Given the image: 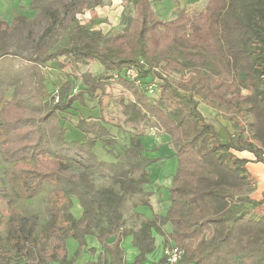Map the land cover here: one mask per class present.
Instances as JSON below:
<instances>
[{"label":"trees","instance_id":"obj_1","mask_svg":"<svg viewBox=\"0 0 264 264\" xmlns=\"http://www.w3.org/2000/svg\"><path fill=\"white\" fill-rule=\"evenodd\" d=\"M126 1L122 30L105 47L101 32L78 19L102 0H32V20L17 16L11 27L0 22V58L21 56L37 66L53 62L82 85L73 91L66 80L55 104L40 76L19 77L8 99L0 88V158L10 165L27 199L45 186L50 189L44 225L36 215L10 213L7 234L0 239V264H74L82 252L95 254L96 248H87V238L100 246L96 261L89 264H126L121 243L128 236L138 250L132 264H142L154 249L153 232L180 252L176 264H264V218L250 213L264 199L247 196L242 169L247 160L229 163L227 158L230 150L246 151L264 165V0H206L204 9L193 15L175 7L165 21L156 16L151 0ZM7 37L29 46L4 47ZM140 61L168 75L161 78L156 97L120 81L133 101L120 102L119 117H110L117 131H130L128 144L112 150L118 142L104 117L80 119L75 129L87 140L66 142L57 115L75 103L101 104L108 74ZM89 63L103 72L80 73V65ZM142 68L146 77L149 70ZM199 101L225 111L242 108L250 119L251 138L262 148L237 134L222 142L200 113ZM151 119L169 137L176 160L170 205L165 215L152 220L134 214L131 224L139 227L130 228L123 213L125 196H148L144 186L158 161L144 154L142 143L147 125L141 128V123ZM96 143L114 160L98 158ZM101 177L120 192L97 186ZM75 206L81 209L79 217L71 212ZM165 225L170 226L167 234ZM70 239L76 244L71 256Z\"/></svg>","mask_w":264,"mask_h":264},{"label":"rangeland","instance_id":"obj_2","mask_svg":"<svg viewBox=\"0 0 264 264\" xmlns=\"http://www.w3.org/2000/svg\"><path fill=\"white\" fill-rule=\"evenodd\" d=\"M31 1L32 0H0V22H3L11 27L13 25L14 18L17 16H25L27 19L32 20L36 14L35 12L28 10V6ZM90 1L93 2L94 0ZM151 1L153 3V10L156 16L164 21L172 18L173 9L175 7L184 9L189 15H193L194 12L201 11L206 6V0ZM128 8L129 5H127L126 0H102L101 4L90 10H86L78 16V19L83 24H89L93 30L101 32L104 39L101 43V47H105L110 37L114 33L122 30L120 15L128 10ZM2 44L4 47L23 48L22 50L29 46V42L26 41L19 43L18 40L13 37L5 38ZM1 52L2 50L0 49V53ZM24 55H27L25 51ZM122 70L123 69H120L108 74V79L106 81V94L105 96H101V104L97 102H88L86 103V107H83L75 103L73 109L57 115L59 125L63 126L66 130V142L87 140L84 134L75 129V126L80 119L99 120L101 117H104L109 122L106 124V128L109 129L110 134L115 136L118 142V145H116L115 148H112V150L114 149L115 151H120L122 147L128 144L130 131L128 129L125 132L117 131L116 120L110 117V115L119 117L120 102L123 101L126 103L128 101H133L132 95L123 87L120 81L131 84L133 87L134 85L127 79L120 76V73H123ZM79 72H90L93 75H98L103 72V69L97 63H89L88 65H80ZM26 74L40 76L43 79V84L46 87V91L53 99V104L57 103L58 91L66 80L69 79L71 81V88L73 91H77L82 87L79 80L68 78L53 62H50L46 66H37L32 65L21 56L9 54L0 58V88L6 99L12 96L14 82L18 80L19 77ZM136 89L143 93L141 89ZM55 97L57 98L56 102ZM195 100H199V98L195 97ZM198 106L202 107V101H199ZM209 109L212 110V112H210L208 117L210 120H215L214 122H217V126L215 125L216 127H219L218 122L220 124H228V130H225V128H221V130H219L222 135V139L219 138L220 140L226 139L227 141V139L231 136L229 131L233 132L235 135L237 134L241 136L243 139L251 140V135L247 128L250 119L246 116L242 108L225 111L212 104ZM217 110L220 112H217ZM145 125H147L146 130H144L145 136L142 138V143L145 148L144 154L151 157H160L158 161L159 163L157 162L151 172V176L155 178L152 181V184L153 186L158 187L159 191L163 190V192H166L168 179L162 177L161 182L163 181L164 183L159 184L158 180L160 178V174L158 169L162 163H164L161 168L162 174H168L172 170V166L174 164L172 160L174 158L171 160L170 157H173V150L171 144L167 142V139L164 136L165 134L162 133L161 129L152 119L146 123H141V128ZM252 142L254 143L253 140ZM95 146L93 147V151L97 154V157L98 155L102 156L103 151L101 150V145L96 143ZM112 160L114 159L112 158ZM96 184L101 187H112L114 190L120 192L118 187L115 186L108 178L101 177L96 180ZM49 190V187L45 186L34 198L27 199L25 189L11 176L10 165L2 162L0 158V239L4 238L7 234L8 219L13 210L20 211L24 214L36 215L40 225H44L47 222L48 215L45 209L48 204ZM125 197L126 203L123 213L128 218V224H130L132 222V217H134V213L132 211L141 203L139 199H141L142 196L126 195ZM71 212L76 215V213H74L75 210H72ZM71 243L75 244L71 239L67 241L68 246L71 245Z\"/></svg>","mask_w":264,"mask_h":264},{"label":"crops","instance_id":"obj_3","mask_svg":"<svg viewBox=\"0 0 264 264\" xmlns=\"http://www.w3.org/2000/svg\"><path fill=\"white\" fill-rule=\"evenodd\" d=\"M210 105H212V104L207 103V102H203L202 107L198 106V109H199L200 113L202 114V116L205 118V120L209 121L214 126L218 137L220 139H222L221 138L222 135H221L219 130H221V128H225V130H228V126H227L228 124L227 123L226 124H222V123L220 124L218 122L219 127H216L217 122H214L215 120H210V118L208 117L210 112H212V110L209 109ZM203 109H204V111H203ZM217 112H220V111L217 110ZM213 117H214V114H213ZM229 134L233 135V132L229 131ZM164 136L166 137L167 142L170 143L169 137L166 135H164ZM250 139L251 140H248V139H245V140L251 142L256 148H262L261 144L258 141H255L252 138H250ZM252 140L254 141V143L252 142ZM221 141L224 142V141H226V139L221 140ZM262 153H263V157H264V149H262ZM100 158H102V160H104V161L112 160V157L107 156L104 153V151L102 153V156H100ZM149 158L157 159L158 161L160 159V157L158 158V156H152V157L149 156ZM173 158L174 157H172V158L170 157L171 160ZM227 158L229 159V163H233L236 159L247 160V163L242 167V169L244 170L243 176L245 177V179L247 181V196L254 201L263 200L264 199V165L262 163L256 162L254 155L249 153V152H246V151L238 152V151L230 150L227 154ZM172 161L174 162V164L172 166V170L168 174L164 175L161 173V168L164 165V163H162V165L158 169L159 174H160V178L158 180V183L159 184L164 183L163 181L161 182L162 177L168 179V187H167L166 192H163V190L159 191V188L153 186V184H152V181L155 178L153 176H151V172H152V169L154 168V166L157 164V162L150 167V169H149V172H150L149 184L144 186V192H146V194H148V196H142V198L139 199L140 202H142V201L147 202V205H141V203H140L132 211L134 214L138 215L141 218V220H144V221L145 220H152V218L154 216H157V215L163 216L166 214V212L169 208V205H170L168 190H169L170 185H171L172 176L174 175V173L176 171V160H175V158ZM74 210H75L77 217H79L81 214L80 207L75 206ZM250 213L255 217L264 218V202L262 204H260L258 207H256L254 210H252ZM127 225H128V227L130 226V228H133V227L138 228L139 227L138 224H131L130 223ZM162 231L164 232V234L169 233L170 232V226L165 225L162 228ZM152 236L154 237V249L150 254H147L145 256V260L142 262V264H160V262L162 260V257H161L162 248H163V246L170 244L166 240V237L163 235H160V234L153 232ZM87 245H88L87 248L88 247L96 248L95 254L90 255L86 251L82 252L78 256V258L76 259L74 264H89L90 262L96 261V257L99 253L100 246L92 238H87ZM68 248H69L68 255L71 256L73 254L74 250L76 249V244L71 243V245H69ZM121 248L124 251L125 263L126 264H132L135 261L136 257L138 256V250L132 246V237L131 236H128L125 239H123V241L121 243Z\"/></svg>","mask_w":264,"mask_h":264},{"label":"built area","instance_id":"obj_4","mask_svg":"<svg viewBox=\"0 0 264 264\" xmlns=\"http://www.w3.org/2000/svg\"><path fill=\"white\" fill-rule=\"evenodd\" d=\"M83 24L82 22H80ZM142 70H149L148 67H144L142 61L139 62L138 66H131L123 69V73L120 76L131 82L134 87L139 88L149 97H156L159 92V85L162 82V77H167V73L161 71L160 68H152L147 73L146 77L141 76ZM121 71V72H122ZM172 80H177L178 76L171 74ZM57 98L55 97V102ZM162 260L160 264H176L180 257V252L171 244L163 246L161 251Z\"/></svg>","mask_w":264,"mask_h":264}]
</instances>
